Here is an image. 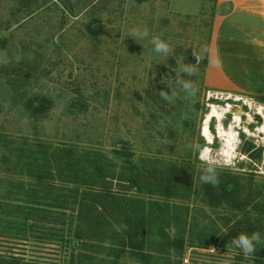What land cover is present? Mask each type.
Segmentation results:
<instances>
[{
  "label": "rangeland",
  "instance_id": "1",
  "mask_svg": "<svg viewBox=\"0 0 264 264\" xmlns=\"http://www.w3.org/2000/svg\"><path fill=\"white\" fill-rule=\"evenodd\" d=\"M223 8L0 0V264H264L259 248L246 258L227 245L264 234V114L250 105L264 100L205 84ZM136 28L174 54L127 36ZM179 55L197 69L194 97L175 85ZM170 89L174 103L158 93ZM219 125L235 132L229 156ZM201 149L224 165L218 188L200 181Z\"/></svg>",
  "mask_w": 264,
  "mask_h": 264
},
{
  "label": "crops",
  "instance_id": "2",
  "mask_svg": "<svg viewBox=\"0 0 264 264\" xmlns=\"http://www.w3.org/2000/svg\"><path fill=\"white\" fill-rule=\"evenodd\" d=\"M224 7L214 20L204 68L215 92L264 96V0H217Z\"/></svg>",
  "mask_w": 264,
  "mask_h": 264
},
{
  "label": "clouds",
  "instance_id": "3",
  "mask_svg": "<svg viewBox=\"0 0 264 264\" xmlns=\"http://www.w3.org/2000/svg\"><path fill=\"white\" fill-rule=\"evenodd\" d=\"M127 36L132 37L138 43L143 40H148L152 46L153 51L161 56L169 57L174 54V47L167 40L160 35H151L147 29L140 30L139 28L129 31ZM141 44V43H140ZM142 45V44H141ZM178 67L175 81L176 87L185 93L187 96H195L197 88L195 83L185 77H191L197 74V69L192 63H185L184 56L179 55L177 61ZM168 87V84H167ZM161 99L168 103H174L178 93L176 91L161 90L158 92ZM142 95V94H141ZM199 159L205 165L200 175V181L202 184L211 185L213 188H218L220 184V169L224 167L222 161L216 156L212 155L211 151H205L203 149L199 152ZM126 227V226H124ZM259 244H264V236L259 232H253L251 234L240 233L236 237H233L227 244L236 249H239L244 257H250L255 254L256 247Z\"/></svg>",
  "mask_w": 264,
  "mask_h": 264
},
{
  "label": "bare ground",
  "instance_id": "4",
  "mask_svg": "<svg viewBox=\"0 0 264 264\" xmlns=\"http://www.w3.org/2000/svg\"><path fill=\"white\" fill-rule=\"evenodd\" d=\"M250 103H251L250 105L252 107L256 108L259 113L264 114V111H263L264 108L261 105L256 106L253 103V101H250ZM216 115H217V117L220 118L222 114L220 115V112L213 106L212 110L207 114L206 119L204 121V124L202 126V133L205 137H207L208 140H211V138H212L210 130H209V126H208V121L211 119L212 116H216ZM235 119H236V121L239 120V115L236 114ZM259 129L262 132L264 131V122L259 127ZM218 133H219V135L224 136V141L226 142V145H227V148H225L224 153H227V155L230 154V152L234 148L233 140L235 138V132L233 131V129H224L221 127V125H219L218 126Z\"/></svg>",
  "mask_w": 264,
  "mask_h": 264
},
{
  "label": "trees",
  "instance_id": "5",
  "mask_svg": "<svg viewBox=\"0 0 264 264\" xmlns=\"http://www.w3.org/2000/svg\"><path fill=\"white\" fill-rule=\"evenodd\" d=\"M261 99H263L264 100V96H261ZM45 105H46V103L44 104L43 103V106L45 107ZM38 107L39 106H37L36 108H34L33 109V112H41V110L40 109H38ZM30 108V107H29ZM46 108H48V107H46ZM44 109H43V107H42V111H43ZM250 147H252V145H250L248 148H246V151L248 152V151H250ZM226 186V185H225ZM225 192H227V190L226 189H224V193ZM225 196H226V194H224ZM142 233V231L140 232V233H137V235L136 234H130V233H127V234H125V235H127L126 236V238H125V235H124V237H123V240H122V245H125V243H127V241L131 244L132 242V240H135V238H137V236L139 235V234H141ZM242 233H246V231L245 232H242ZM238 234H240L239 232L238 233H236V234H234L233 235V237H236ZM142 235V234H141ZM262 236H264V234L262 235ZM141 238H144V236H140ZM180 248H182V244H180ZM259 248V249H258ZM256 249H258L259 250V255L260 256H262V257H264V244H259V245H257V247H256ZM29 262H25L24 260H22L21 258H11V259H9V260H7V261H4V264H28ZM30 264H43V263H34V262H30Z\"/></svg>",
  "mask_w": 264,
  "mask_h": 264
},
{
  "label": "built area",
  "instance_id": "6",
  "mask_svg": "<svg viewBox=\"0 0 264 264\" xmlns=\"http://www.w3.org/2000/svg\"><path fill=\"white\" fill-rule=\"evenodd\" d=\"M183 261H184V263H187L188 262V258L185 257Z\"/></svg>",
  "mask_w": 264,
  "mask_h": 264
}]
</instances>
